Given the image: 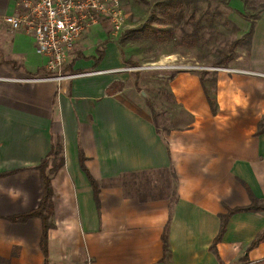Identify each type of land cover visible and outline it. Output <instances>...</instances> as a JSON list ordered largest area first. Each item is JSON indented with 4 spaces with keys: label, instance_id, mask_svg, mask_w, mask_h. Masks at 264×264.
I'll use <instances>...</instances> for the list:
<instances>
[{
    "label": "crops",
    "instance_id": "0c3cea01",
    "mask_svg": "<svg viewBox=\"0 0 264 264\" xmlns=\"http://www.w3.org/2000/svg\"><path fill=\"white\" fill-rule=\"evenodd\" d=\"M13 10L14 0H0V16ZM107 27L93 24L73 45L65 69L86 73L57 83L29 80L46 75V58L30 35L0 22V173H7L0 175V264L45 263L41 218L9 216L38 206L35 166L57 139L64 163L51 177L46 264L264 259V242L250 246L264 230V210L231 215L211 248L227 208L249 205L251 196L264 202V14L253 20L244 58L227 65L244 72L213 71L214 112L196 72L168 79L179 115L189 120L164 132L144 94L124 80L114 43L104 39L85 54V41ZM115 81L123 86L109 94Z\"/></svg>",
    "mask_w": 264,
    "mask_h": 264
},
{
    "label": "rangeland",
    "instance_id": "374dc122",
    "mask_svg": "<svg viewBox=\"0 0 264 264\" xmlns=\"http://www.w3.org/2000/svg\"><path fill=\"white\" fill-rule=\"evenodd\" d=\"M160 1L166 0H121L126 14L123 26L116 32L108 27L97 29L85 41L84 50L85 54H94L95 48L107 39L119 51H123L126 59L137 62V65H132L121 58L123 70L120 71L124 73V80L130 84L138 78L137 91L142 92L151 102L156 112L152 120L164 132L167 127L183 126L189 120L179 115L180 108L167 89L168 79L178 71L196 72L199 78L202 76L207 80L212 77V70L190 66L210 67L227 54L231 42L249 30L252 17L264 14V0H188L189 3H184L182 8L183 16L166 22L162 21L165 16L157 5ZM191 11L201 25V39L194 45L184 42L193 30V24L187 21ZM152 12L160 19L153 22V27L168 29L171 35L166 31L159 32L157 37L131 32ZM245 50L247 46H238L227 65H232L237 54L243 59ZM111 54H114V50ZM152 63L158 67L146 68ZM205 71L207 74H204ZM206 86L213 92L210 82L207 81ZM228 264H246V260L240 257Z\"/></svg>",
    "mask_w": 264,
    "mask_h": 264
},
{
    "label": "built area",
    "instance_id": "2783aa9c",
    "mask_svg": "<svg viewBox=\"0 0 264 264\" xmlns=\"http://www.w3.org/2000/svg\"><path fill=\"white\" fill-rule=\"evenodd\" d=\"M125 16L121 0H14L13 12L0 16V22L11 30H20L30 35L36 52L46 58V75L33 76L29 80H53L59 83L86 73L65 69L74 43L93 24L104 22L113 31H118L124 24ZM154 66L158 67L152 63L146 68ZM190 67L244 72L226 66Z\"/></svg>",
    "mask_w": 264,
    "mask_h": 264
},
{
    "label": "trees",
    "instance_id": "16d2710c",
    "mask_svg": "<svg viewBox=\"0 0 264 264\" xmlns=\"http://www.w3.org/2000/svg\"><path fill=\"white\" fill-rule=\"evenodd\" d=\"M184 3H189L188 0H166V1H160L158 2L159 6V11L165 16V19H162V21H173V19H177V17L181 18L183 16V5ZM194 13L191 11L190 15L188 17V22L193 24V30L187 35L186 41L187 43L190 44H196L200 39H201V25H200V20L198 18L194 19ZM256 17H252V21L250 24V28L247 32L242 34L239 38L233 40L230 44V48L228 50V53L223 55L222 58H220L215 64H212V66H227L228 61L232 58V55L235 52V49L240 46V45H245L249 47L250 39L253 33V20L256 19ZM159 17L154 15L152 12L149 17L139 26L131 30L135 34L139 35H145V36H158V33L162 31L169 32V35H171L170 30L166 29H155L153 27V22L154 21H159ZM106 43V41L103 42V45ZM98 56L94 57V60L96 63L100 61V59L103 56V48L98 50ZM121 54L123 56V60L126 63H130L132 65H137L136 61L126 59L124 57V53L121 50ZM204 74H207L205 71ZM200 81L203 86V91L205 93L206 101L211 109L212 112H214L217 108V103L214 94L209 90V88L206 86V82H210L212 84V87L215 84V76L213 75L210 77L208 80L204 79V77L200 76ZM123 86V83L120 81H115L112 83V85L107 89V92L109 94L115 92L116 90H119ZM134 86L138 90L139 89V84H138V78H135L134 80ZM170 94V93H169ZM171 96V94H170ZM146 104L149 107L151 111V115L153 117V120L155 118L156 112L151 104V102L146 99ZM264 129V127H263ZM84 160L85 158L83 157L82 154L79 155V163L81 168L87 173V176L89 178V181L91 183L92 189H93V194L96 197L97 192H98V184L96 180H94L87 172L85 165H84ZM64 163V156H63V147L62 143L59 139L54 140L51 143V147L48 151V153L41 159V161L35 166L36 169L39 170L40 173V181H41V187H42V192L43 195L40 199V202L38 206L28 212L18 214V215H13L9 216V219L12 221H17V220H26L29 217L32 216H38L42 220V234L40 238V248L43 251V254L45 256V263L46 264V255H47V231L48 229L52 226V224L49 222L48 218L51 213V177L56 172ZM2 174H7V173H0ZM252 202L249 205L245 206H238L234 208H227V211L225 214L221 216V224L218 233L216 236L213 238V241L211 243V248H214L215 245L221 240L227 226L228 219L231 215L238 213V212H245V211H263L264 210V202L259 203L254 197L251 196ZM163 241H164V248L166 250V237L163 235ZM259 242H264V230L261 232L259 236H257L251 243L250 246H253ZM243 260H246V257H243ZM246 264H264V259L260 261H256L253 263H247Z\"/></svg>",
    "mask_w": 264,
    "mask_h": 264
}]
</instances>
